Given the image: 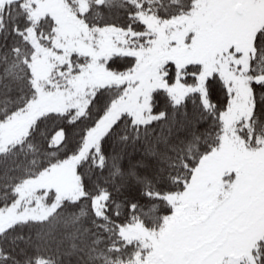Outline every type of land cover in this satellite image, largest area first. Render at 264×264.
I'll use <instances>...</instances> for the list:
<instances>
[{
	"label": "snow or ice",
	"instance_id": "6c2138e0",
	"mask_svg": "<svg viewBox=\"0 0 264 264\" xmlns=\"http://www.w3.org/2000/svg\"><path fill=\"white\" fill-rule=\"evenodd\" d=\"M0 264H264V0H0Z\"/></svg>",
	"mask_w": 264,
	"mask_h": 264
}]
</instances>
